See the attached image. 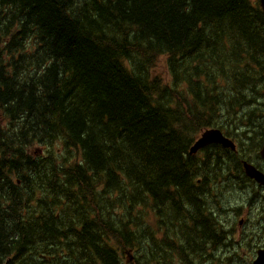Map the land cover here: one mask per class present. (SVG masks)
<instances>
[{
    "label": "trees",
    "instance_id": "1",
    "mask_svg": "<svg viewBox=\"0 0 264 264\" xmlns=\"http://www.w3.org/2000/svg\"><path fill=\"white\" fill-rule=\"evenodd\" d=\"M0 121V264H185L247 180L246 156L191 146L219 128L260 158V0H0Z\"/></svg>",
    "mask_w": 264,
    "mask_h": 264
},
{
    "label": "rangeland",
    "instance_id": "2",
    "mask_svg": "<svg viewBox=\"0 0 264 264\" xmlns=\"http://www.w3.org/2000/svg\"><path fill=\"white\" fill-rule=\"evenodd\" d=\"M29 48L32 49L31 46ZM156 73L157 75L161 76L165 82L172 84V80L174 81L173 76L169 72L168 64L167 62H165V57L159 60L157 64ZM180 85L184 86V83H181ZM255 121L258 123V122H262L263 119H256ZM1 124L2 121H0V125ZM254 129L257 130L258 127H254ZM249 131H252V129H249ZM232 140L237 144L238 147L236 153L246 156V160L255 158L256 148L253 142L246 140V143L243 146H239L234 139ZM61 147H62L61 145H58L55 148V150L58 151ZM205 152L206 150H202L197 154L193 155V157L198 155L199 159H202L206 155ZM209 153H211L212 156H214L217 153V151H210ZM46 155L50 157L48 153H46ZM55 156L57 157V153H55ZM206 168L213 169L215 171L219 168L218 171L220 170L219 166L213 167L210 165V166H206ZM246 182L247 181H244V183H242L241 181H237L230 188L224 190L223 194L226 196L219 195L220 198L218 200V203H216L213 208V210H215V215L211 216V219L199 220L200 231L197 236L212 237L215 245L205 246L203 250L200 251L201 254L198 256L192 253L190 255H186V258L182 257L181 259L185 264H225L228 258L226 257V254L223 257H221V252L224 249L221 244L226 238L229 239L230 242L234 241V243H232V247H235L237 249L238 248L241 249V247L239 246V242L241 241H243L244 243L248 242L250 245L253 244L256 245L253 249H255L257 246H260L261 240L264 237V229L260 239L257 237L260 230L259 227L260 202L256 198L255 200L257 203L250 207L249 212L245 210V206L247 204ZM210 195H213V192L207 193L205 197L208 198ZM187 211L189 212V210L186 209V212ZM250 215L253 216L254 219H258V221L255 222L253 226ZM191 221L192 222L188 230L186 231L188 233H191L194 227L193 225L194 218H192ZM154 222L155 221L153 220L151 223ZM68 225L69 223L66 222V226ZM165 232L168 233L167 231ZM216 249H217V253H216ZM204 250L206 256L204 255L203 252ZM252 255L253 254H248L247 255L248 259L249 258L251 259ZM240 256H242L241 259L243 261V264L250 263L249 260L246 261V255H244L243 252H241ZM130 260L132 259L130 258L124 259V264H128L129 262H132ZM36 261L38 262V258L36 259ZM238 262L239 259L237 258L235 260V263Z\"/></svg>",
    "mask_w": 264,
    "mask_h": 264
},
{
    "label": "flooded vegetation",
    "instance_id": "3",
    "mask_svg": "<svg viewBox=\"0 0 264 264\" xmlns=\"http://www.w3.org/2000/svg\"><path fill=\"white\" fill-rule=\"evenodd\" d=\"M260 150H259V153H258L259 156H260ZM246 163L253 164L258 170H260L261 172L264 173V161L261 159V157L257 161L256 160L255 161L246 160ZM247 177L248 176L246 175V179L248 181L246 180L247 181L246 182L247 204L245 206V210L249 212L250 207L257 203L255 199L256 198L258 199V201L260 202V206H259V212H260L259 227H260V230H259V234L257 235V237L260 239V237H261V235L263 233V229H264V187L260 186L258 183H256L255 181H253L249 177L248 178ZM30 206H31L30 210H28V211L26 209L24 210L22 218L23 219L26 218L28 216V213L29 214H34L35 215V219L38 220V223L40 224V226L41 225L43 226V224H46V221L41 217L42 216L41 215V210H39V206H42L41 202L40 203L33 202V203L30 204ZM250 217H251L252 226H253L255 224V222L258 221V219H254L253 216H251V215H250ZM26 234H27V232H26ZM31 234L32 233H30V235ZM36 234L41 235L40 238L41 237H52L51 235H53V233H51V232H49L47 230H45V231L37 230ZM69 234H70V232H69ZM230 246L232 247V245H230ZM255 246L256 245H254V244L250 245L248 242H246L245 246L241 247V249L238 248L236 251L233 250L234 253H231L230 251L227 252V250H226V253H225V249H223L222 252H221V255H224V253H225L227 258H229V256H230V258L228 259L229 262H231V257H233V259H237L238 258L240 260V262L242 263L243 262L242 259H241L242 256H240V254H241V252H243V254L246 255V261L249 260L250 261L249 264H252V261L256 257L257 251L258 250H264V237L261 240L260 246H257L255 249H253ZM252 252H253L252 258L248 259L247 255L248 254H252ZM216 253H217V249H216ZM27 254L36 256V254H35V252L33 250H30V252L27 253ZM36 257L39 260L43 261V262L46 261L45 260L46 256H44V255H40V256H36ZM65 257H68V255L64 254L63 252H61V254H59L58 251H55V256L52 257V258H61L62 261L65 262ZM9 263H10V260H8L6 264H9ZM70 263H72V262H70ZM55 264H59L58 261H55ZM86 264H89V262L86 263ZM229 264H234V261H232Z\"/></svg>",
    "mask_w": 264,
    "mask_h": 264
},
{
    "label": "water",
    "instance_id": "4",
    "mask_svg": "<svg viewBox=\"0 0 264 264\" xmlns=\"http://www.w3.org/2000/svg\"><path fill=\"white\" fill-rule=\"evenodd\" d=\"M261 7L264 14V0H260ZM212 144H220L224 148L236 151V144L223 135L219 129H209L201 134L190 149V155H195L199 150L206 148ZM261 158L264 161V145L260 152ZM245 174L252 180H255L260 186L264 187V173L258 170L253 164L244 162L243 164ZM259 258L254 264H264V250L258 251Z\"/></svg>",
    "mask_w": 264,
    "mask_h": 264
}]
</instances>
